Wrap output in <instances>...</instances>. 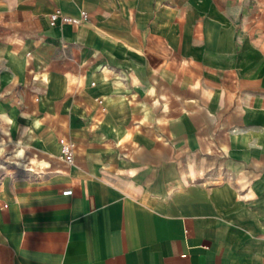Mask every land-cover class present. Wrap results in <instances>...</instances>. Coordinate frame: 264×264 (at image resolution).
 Here are the masks:
<instances>
[{
    "label": "crops",
    "instance_id": "obj_1",
    "mask_svg": "<svg viewBox=\"0 0 264 264\" xmlns=\"http://www.w3.org/2000/svg\"><path fill=\"white\" fill-rule=\"evenodd\" d=\"M0 264H264V0H0Z\"/></svg>",
    "mask_w": 264,
    "mask_h": 264
},
{
    "label": "built area",
    "instance_id": "obj_2",
    "mask_svg": "<svg viewBox=\"0 0 264 264\" xmlns=\"http://www.w3.org/2000/svg\"><path fill=\"white\" fill-rule=\"evenodd\" d=\"M87 18H88V13L85 11H83L81 15L77 18L66 16L62 14V12L59 9H57L55 12H53L50 15V20L52 25H56L58 21H61L62 23L80 24L81 22L85 21ZM60 145H61V158L67 164H73L75 161L76 143L67 138H61ZM72 192H73L72 190H66L64 194L68 195V194H72Z\"/></svg>",
    "mask_w": 264,
    "mask_h": 264
}]
</instances>
